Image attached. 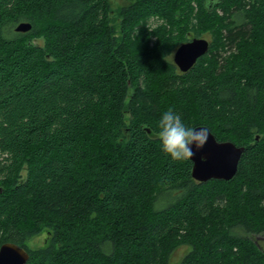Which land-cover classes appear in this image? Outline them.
<instances>
[{"label":"trees","instance_id":"obj_1","mask_svg":"<svg viewBox=\"0 0 264 264\" xmlns=\"http://www.w3.org/2000/svg\"><path fill=\"white\" fill-rule=\"evenodd\" d=\"M112 10L0 0V245L26 264H264V0ZM205 35L179 70L170 54ZM169 107L244 147L231 179L199 182L161 150Z\"/></svg>","mask_w":264,"mask_h":264},{"label":"water","instance_id":"obj_2","mask_svg":"<svg viewBox=\"0 0 264 264\" xmlns=\"http://www.w3.org/2000/svg\"><path fill=\"white\" fill-rule=\"evenodd\" d=\"M213 1L207 0L208 5L211 6ZM30 28L31 24L23 21L15 26V31L25 32ZM208 48V39L193 37L175 49L172 60L179 70L185 72L207 52ZM243 150V146H237L229 140L219 141L213 133L210 134L203 149L197 151L193 146L192 177L199 182L210 179H231L237 171ZM202 156L205 157L204 160L201 159ZM28 257L26 249L16 243L4 242L0 245V264H26Z\"/></svg>","mask_w":264,"mask_h":264},{"label":"clouds","instance_id":"obj_3","mask_svg":"<svg viewBox=\"0 0 264 264\" xmlns=\"http://www.w3.org/2000/svg\"><path fill=\"white\" fill-rule=\"evenodd\" d=\"M170 55L173 57L175 53ZM157 127L161 150L176 161H193V146L197 151L203 149L212 135L207 126L186 123L171 107L161 114Z\"/></svg>","mask_w":264,"mask_h":264},{"label":"rangeland","instance_id":"obj_4","mask_svg":"<svg viewBox=\"0 0 264 264\" xmlns=\"http://www.w3.org/2000/svg\"><path fill=\"white\" fill-rule=\"evenodd\" d=\"M124 3V0H111V6H112V11H111V16H115L118 10V7ZM155 23V22H152ZM192 37V36H191ZM190 37V38H191ZM203 38H206L208 40H210V36L209 35H205V36H201ZM37 42L42 43V38H38ZM174 53V51L172 52ZM171 53V54H172ZM170 58H172V56L170 55ZM256 242L262 247L264 248V236H255L254 237ZM46 234L40 233L38 235L33 236L31 239H29L26 244L30 249H34V248H38V247H42L44 244H46ZM186 247L185 246H180L178 247L172 254V258L171 261L173 263L178 262L182 256L185 254L186 252Z\"/></svg>","mask_w":264,"mask_h":264}]
</instances>
